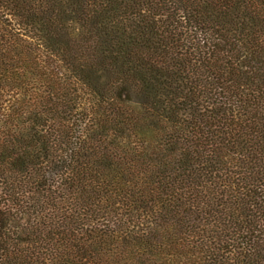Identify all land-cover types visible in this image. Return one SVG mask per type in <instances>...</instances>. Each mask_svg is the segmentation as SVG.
<instances>
[{
	"label": "trees",
	"instance_id": "trees-1",
	"mask_svg": "<svg viewBox=\"0 0 264 264\" xmlns=\"http://www.w3.org/2000/svg\"><path fill=\"white\" fill-rule=\"evenodd\" d=\"M0 264H264V0H0Z\"/></svg>",
	"mask_w": 264,
	"mask_h": 264
}]
</instances>
